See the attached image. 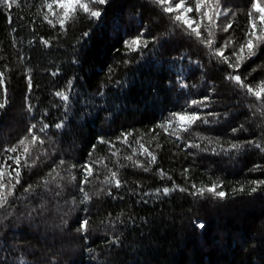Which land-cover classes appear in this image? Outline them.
Masks as SVG:
<instances>
[{
    "label": "trees",
    "instance_id": "1",
    "mask_svg": "<svg viewBox=\"0 0 264 264\" xmlns=\"http://www.w3.org/2000/svg\"><path fill=\"white\" fill-rule=\"evenodd\" d=\"M19 7L15 5L10 10L11 23L8 20V12L0 4V71L5 72V84L0 86V98L4 96V88H7L8 104L0 111V152L5 145L15 144L25 134L28 123L26 106L32 103L36 108L37 116L40 110L48 108L50 116L47 122L51 125L61 117L63 108L59 111L52 107L59 104V99L54 96L55 91L65 88L66 82L73 76L75 89L85 96L97 92L102 83L107 85V66L113 59H120L124 52L122 38L136 34L140 25V17L145 23H151L152 34L163 31L167 17L160 16V10L156 9L150 0H110V4L104 6L106 14L98 21L89 23L86 18H78L67 26V36L60 32L59 25L53 27L43 17L47 8H42V0H17ZM250 5L245 0H238L233 5L242 11L235 18L233 28L230 30L237 39L242 38L247 26L245 10ZM51 18V17H50ZM119 24L117 31L115 25ZM93 29L90 36L81 41L79 46V64L71 63V48L69 42L75 39L83 31ZM13 29L16 31L14 32ZM51 39L52 46L45 48L39 43V37ZM35 37V41H33ZM63 45V47L58 46ZM115 49H119L116 52ZM174 55L175 52H166L165 55ZM197 57H193L196 59ZM264 61V50L248 61L241 69V75H247L253 68H257ZM6 66V67H5ZM56 67L61 71L56 76L52 75ZM32 69L33 88L29 92L27 87L28 69ZM167 66L163 68L146 61L139 68L135 65L128 71L130 85L119 89L116 85H107L104 89L106 95L103 99L96 97L95 103L103 107L107 104V111L113 113L110 120H105L106 111H97L93 117L80 118L84 111L82 107L73 101L76 106V118L70 125L75 131V143L73 136L67 135L60 143L63 150V158L77 165L88 159L91 144L96 143L94 137L103 135L106 139L115 141L121 131L135 129V135H142V142L150 151L157 155V164L152 166V171L145 173L142 169H134L131 162L124 160L132 151L128 145L116 142V148L121 150L120 160L129 167L120 172L121 179L129 182V187L146 192L149 189L163 187L165 184L171 187V181H161L156 175L157 168H163L172 179L184 187L196 183L199 187L202 183L209 184L210 178L223 179V190L227 199L214 200L196 198L178 190L170 196L154 200L146 197L148 203H136L140 198L126 189H121L114 195L123 196V200L112 199L102 194V199L94 197L92 205L93 234L87 239H78L71 236L76 225L69 221L70 231L60 235L46 231V227L52 223L51 219H37L30 226V222L21 219L19 222L10 221L17 227V231L11 229L4 232V238L12 243L15 237H19L21 247L8 255L13 258H21L28 264H99L100 260L111 259L113 264H264V193L253 194L248 197L245 194H237L233 197L232 187L237 181L252 179H264L260 171H250L254 165L264 166V157L258 150H249L242 153L239 158H229L226 155H214L212 153H200L193 161L189 152L195 149L185 148L187 140H175L169 137L159 128L154 131L153 126L166 116L170 111L180 110V104L185 100L199 99L205 90H188V95H179L175 89L169 90L167 80L171 73ZM126 71L123 66L119 73ZM199 71H194L188 78L189 84L195 83L199 78ZM217 74V82L219 83ZM264 77V69L257 68L256 72L248 77L249 83H257ZM120 76L117 75L116 79ZM218 92L224 95H216L211 111L223 113L233 112L228 123L220 127L209 129L203 126L197 131L204 132L208 136H221L227 142L230 139L241 141L259 139L261 131L258 127L264 118H258L254 122L246 123V118L251 116L247 103H255L254 97L244 100L239 108L231 107L237 96H232L230 89L222 87ZM83 98H81L82 102ZM179 100L180 104L177 103ZM116 105V107H113ZM244 124L248 132L232 135L231 127ZM209 129V130H205ZM159 133L157 136L156 134ZM161 145L157 149L156 144ZM135 143L132 147H135ZM107 146L97 145V151L93 154V160L100 157H109ZM75 157V159H74ZM57 154L53 163L58 162ZM146 160L145 157H138ZM116 158L112 157L114 161ZM109 167L113 164L108 159L104 160ZM52 165L43 169H36L32 178L24 173L25 181L34 183L38 176H43ZM94 175L99 172L100 179L106 174L102 164H93ZM188 168V180L182 175L183 169ZM63 174V173H62ZM77 178L81 179L79 170ZM139 181V184L135 182ZM99 184L94 182L87 190L95 192ZM22 191V189H20ZM70 195H75L69 189ZM79 199V198H78ZM123 210L124 219L134 215L135 224L127 222V227L118 229L117 234L124 237L123 245H113L111 249L106 247V241L111 239L104 228L98 227L99 221L111 212L115 216ZM144 217L147 223L140 220ZM199 218L206 224L204 230L197 229L192 220ZM31 246V249L27 247ZM93 249L92 253L88 249ZM103 253V255H102ZM111 254L108 256V254Z\"/></svg>",
    "mask_w": 264,
    "mask_h": 264
},
{
    "label": "snow or ice",
    "instance_id": "2",
    "mask_svg": "<svg viewBox=\"0 0 264 264\" xmlns=\"http://www.w3.org/2000/svg\"><path fill=\"white\" fill-rule=\"evenodd\" d=\"M237 2L238 0H150V3L160 10V16L167 17L163 31L153 35L151 23L155 21L145 23L141 16L136 34L122 38L124 52L121 53V58H114L112 64L107 66V85L114 84L119 89L130 85L127 70H130L132 65L139 68L146 61H151L162 68L167 66L166 70L171 73L167 80L168 88L175 89L178 96L188 95L189 89L206 91L207 94H202L199 99L185 100L182 104L177 100L180 110L168 112L153 126V129H150L154 131L159 128L175 140H185L187 136L184 147L196 150L189 152L193 161L199 157L200 153L226 155L229 158H234L233 154H235V158H239L242 153L249 150H258L264 157V122L258 125L261 131L259 139L245 141L230 139L225 142L221 136L212 137L196 130L203 126H209V129L220 127L222 121L228 123L230 116L234 114L228 111L220 113L210 110L218 103L213 97L224 95L218 92V89L222 87L229 88L231 95L237 96L231 105L234 109L239 108L242 103L240 96H243L244 100L249 97L255 98V103L245 105L251 112V116L246 118V123L264 118V77L255 84L248 82L252 72H256L257 68L264 69V61L247 75H241L242 66L254 57H258L264 50V0H245L250 6L245 10L247 26L240 39L230 32L235 18L242 11L233 7ZM0 4L9 10L8 20L11 23L10 10L14 5L19 7V3L17 0H0ZM109 4L110 0H42L41 7L48 10L43 13L44 19L53 27L59 25L61 34L67 36V26L70 22L78 18H86L89 23L98 22L106 14L104 6ZM115 27L119 31L120 25L116 24ZM13 31L16 30L13 29ZM92 31L91 28L83 31L74 43L69 42L72 64L80 63L79 46ZM35 39L33 37L30 43H33ZM39 43L45 48L52 46L51 39L43 36L39 37ZM58 46L63 47L59 44ZM115 51L120 50L115 49ZM166 52L176 54L166 56ZM194 56L197 58L193 59ZM121 66L126 70L123 73L118 72ZM60 71V67H56L52 75L56 76ZM194 71H199V78L195 83L189 84L188 78ZM31 73L32 69L29 68L27 75L29 92L33 88ZM217 74H220L219 83ZM117 75L120 76L119 79H116ZM75 79V76L69 78L65 88L54 93V96L59 99V104H53L52 107L58 111L61 107L63 108L60 118L50 125L47 122L50 116L49 109L40 110L37 116L35 106L28 103L25 109L28 119L25 134L19 137L15 144L5 145L0 152V253L11 255L13 251L21 247L19 237H15L12 243L4 238V232L9 229L13 232L18 230L14 224H10V221L19 222L21 219L29 221L31 226L37 219L43 221L50 218L52 223L46 227V231L60 235L70 231L69 221H71L76 225L71 236L87 240L94 230L92 222L94 197L102 199L103 194L112 199L123 200V196L113 194L114 191L118 193L121 189H126L134 195L138 194L140 198L136 203L145 204L148 203L146 197L161 200L177 190L196 198L227 199L228 194L223 190L224 181L219 177L210 178L209 184L202 183L199 187L192 182L189 188L177 184L163 168H157L156 175L161 181H171V187L165 184L163 187L149 189L146 192H139L138 189L129 187V182L122 180L120 175L121 170L128 168L129 165L121 162L119 158L121 150L116 148V142L131 148L132 154L126 155L124 160L131 162L132 168L142 169L143 172L148 173L153 170L152 166L157 164L156 153L145 146L142 135H135V129L121 131L115 141L106 139L103 135L96 136L94 137L96 143L91 144V150L87 154L88 159L84 163L77 165L66 161L63 158L64 152L60 148V143L67 135H72L73 143H75V131L70 126L72 120L69 118L70 111L72 118H76L77 108L73 101L84 109L81 119L98 114L97 111H89V109L106 111L105 120L113 117V113L107 111V104L100 107L95 103L96 97L101 99L105 97L104 89L107 85L102 83L97 92L85 96L75 89ZM4 84L5 72L0 71V86ZM81 98H83L82 102ZM7 104V88L5 87L4 96L0 98V111L4 110ZM244 132H248L244 124L230 129L232 135ZM156 135L158 136L159 133ZM133 143L135 147H132ZM98 144L107 146L109 157L93 160ZM156 147L158 149L161 145L157 143ZM57 154L61 158L53 163ZM112 157L116 159L112 161ZM138 157H145L146 160ZM105 159H108L113 167L104 163ZM93 164H102L107 170L102 180L99 172L94 175ZM47 165L52 166L43 176H38L34 183L25 181V172L31 179L36 169L42 170ZM262 168L264 166L257 164L250 171H260ZM77 170L81 174V179L77 178ZM188 172V168L183 169L182 175L185 180L189 179ZM260 174L264 176V171H260ZM94 182H97L99 187L95 192H90L87 188ZM135 183L139 184V181ZM69 189L76 194L70 195ZM231 191L233 197L238 193L248 197L264 193V179L237 181ZM123 217V210L115 216L108 212L107 216L99 221L98 227L104 228L111 237L106 241V247L109 249L113 245H123L124 237L122 234H117L118 229L126 228L128 221L135 224L137 219L134 215L128 216L127 220ZM139 219L147 223L146 218L139 217ZM192 223L197 229L206 228L205 222L199 218L193 219ZM27 247L31 249L30 245ZM88 252L92 253L93 249L89 248ZM110 255L109 253L108 256ZM0 264H28V262L21 258H13L10 261L8 256L0 255ZM99 264H113V262L109 258L100 260Z\"/></svg>",
    "mask_w": 264,
    "mask_h": 264
}]
</instances>
